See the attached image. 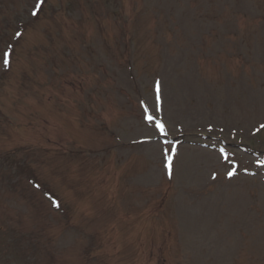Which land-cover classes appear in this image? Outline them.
<instances>
[{"label": "rangeland", "instance_id": "obj_1", "mask_svg": "<svg viewBox=\"0 0 264 264\" xmlns=\"http://www.w3.org/2000/svg\"><path fill=\"white\" fill-rule=\"evenodd\" d=\"M38 3L0 0V264H264V0Z\"/></svg>", "mask_w": 264, "mask_h": 264}, {"label": "snow or ice", "instance_id": "obj_2", "mask_svg": "<svg viewBox=\"0 0 264 264\" xmlns=\"http://www.w3.org/2000/svg\"><path fill=\"white\" fill-rule=\"evenodd\" d=\"M42 3H43V0H39V3L37 4L36 7L39 8L40 4H42ZM35 14H36V12H33V15H35ZM9 56H10V53H8V52H5V53H4V57H5V59H4V63H5V64L8 63V57H9ZM157 92H159V86H158V85H157ZM147 119H148L149 121H153V120H155V117H153V116H151V115H148V116H147ZM157 124H158V127H159L160 131H161V132H164V131H165V126L163 125V123L157 122ZM262 127H264V125H262ZM171 159H172L171 156H168V157H167L168 163L166 164V167H167L168 170H169V175H171ZM262 163H264V162H262ZM232 174H233L232 172L229 173L230 176H231ZM53 204H54L56 207H59V203H58L57 201L53 200Z\"/></svg>", "mask_w": 264, "mask_h": 264}, {"label": "trees", "instance_id": "obj_3", "mask_svg": "<svg viewBox=\"0 0 264 264\" xmlns=\"http://www.w3.org/2000/svg\"><path fill=\"white\" fill-rule=\"evenodd\" d=\"M13 36H14L13 38L15 39V38H16V32H15V34H13ZM9 45H10V44H9Z\"/></svg>", "mask_w": 264, "mask_h": 264}]
</instances>
